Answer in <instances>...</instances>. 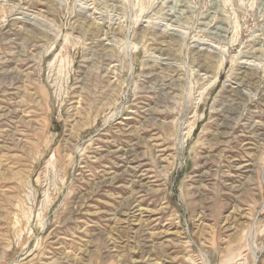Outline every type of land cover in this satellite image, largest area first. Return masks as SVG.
<instances>
[{
  "label": "rangeland",
  "instance_id": "rangeland-1",
  "mask_svg": "<svg viewBox=\"0 0 264 264\" xmlns=\"http://www.w3.org/2000/svg\"><path fill=\"white\" fill-rule=\"evenodd\" d=\"M0 264H264V0H0Z\"/></svg>",
  "mask_w": 264,
  "mask_h": 264
}]
</instances>
